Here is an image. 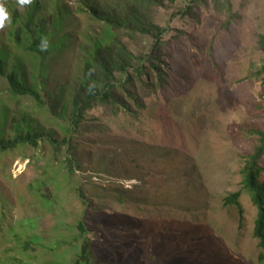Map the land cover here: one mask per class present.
<instances>
[{
  "label": "rangeland",
  "instance_id": "rangeland-1",
  "mask_svg": "<svg viewBox=\"0 0 264 264\" xmlns=\"http://www.w3.org/2000/svg\"><path fill=\"white\" fill-rule=\"evenodd\" d=\"M190 1H165L151 14L166 30L163 76L144 63L149 71L125 82L121 104L86 111L69 135L84 66L108 43L104 19L133 0H38L44 55L27 49L36 14L3 0L12 18L0 29L6 73L20 72L40 101L13 98L0 76V136L32 129L42 139L0 151V264H75L86 239L92 264H264L258 211L243 189L244 164L264 132V80L253 73L264 65V0H231L229 28L213 0L176 14ZM122 34L137 59H148L152 39ZM67 136L82 164L72 182ZM47 137L61 145L58 156ZM238 192L242 212L224 203Z\"/></svg>",
  "mask_w": 264,
  "mask_h": 264
},
{
  "label": "trees",
  "instance_id": "trees-1",
  "mask_svg": "<svg viewBox=\"0 0 264 264\" xmlns=\"http://www.w3.org/2000/svg\"><path fill=\"white\" fill-rule=\"evenodd\" d=\"M165 1L175 3L177 0H133L129 3L122 14H116L110 18H105V25L109 29L105 32L103 42L107 44L95 48L92 58L87 60L83 70V81L78 90L73 96L72 115L69 125V135L78 133V123L84 118L86 111L97 106H105L121 104L120 92L125 90V82L134 79L136 76L144 75L149 69L143 67L144 63L152 67L153 71L159 76H163L161 62L164 58V43L163 36L166 33L165 29L155 24L151 14L157 7L164 6ZM206 0H191L186 10H178L176 14H180L183 18L192 16L195 9L204 5ZM216 10L225 11L228 17L224 23L225 28H229V24L234 20L233 3L231 0H213ZM34 14H38L37 6L31 8ZM94 15L96 12L91 9ZM29 26V24L27 25ZM42 31V30H41ZM122 32L131 40L134 36L140 34L141 37H149L153 40L150 48V53L146 56L148 59L136 58L129 47L121 42L115 34ZM114 34V36H113ZM179 37L185 35L183 31H179ZM114 38H113V37ZM18 38V35H17ZM42 35H39V40ZM259 45L264 49V35H260ZM37 44L31 46V50L38 55L42 54L40 45L36 49ZM2 56L0 55V58ZM132 71V73H131ZM254 76H260L264 80V65L253 72ZM0 76L6 78L9 83V93L13 98H32L36 102L40 101V93L25 83L18 71H13L10 74L6 73L3 61L0 59ZM131 95V93H129ZM126 107V105L124 104ZM138 107L144 106L138 104ZM27 134H22L10 140H5L0 136V151L11 152L17 150L21 146L32 145L38 147V141L42 138L37 134H33L32 129H28ZM68 135V136H69ZM65 137L62 145L69 146L67 150V172L68 181L74 180L75 171L77 168H82V164L77 159L76 148L73 146L72 137ZM259 144L255 148L251 156L246 160L243 167L244 175V192L249 195L254 207L258 211L257 220L254 228V236L259 240V245L264 249V183L260 182L259 177L264 173L261 166V161L264 158V132L258 133ZM45 140V139H44ZM46 140L54 149L58 156L61 153V145H57L53 137H47ZM242 192L235 193L225 199L226 206H235L241 211L240 197ZM82 198V194H80ZM120 201V199H119ZM80 234L85 237L87 230L84 225H78ZM80 256L75 264H92V256L90 251V243L87 239L82 245ZM27 249V248H26ZM264 257H261V261Z\"/></svg>",
  "mask_w": 264,
  "mask_h": 264
},
{
  "label": "clouds",
  "instance_id": "clouds-1",
  "mask_svg": "<svg viewBox=\"0 0 264 264\" xmlns=\"http://www.w3.org/2000/svg\"><path fill=\"white\" fill-rule=\"evenodd\" d=\"M17 4L21 7H24L27 5L28 8H32L33 6H37V8H40V3L38 2V0H17ZM32 10V9H31ZM33 11V10H32ZM39 14V10L37 12ZM38 14H31V16H34L31 21L29 22V26L27 27L26 33H25V38L27 40H29L30 46L27 48L29 51H33L31 50V46H34L35 43L37 44L36 49L39 47L40 45V50L42 51L41 55L45 54V51L48 48V40L47 38L44 36L45 34L41 31L42 27L41 25L37 24L36 25V21L39 20V15ZM14 16V20L17 22L18 18L20 17V13L18 11H14L13 13ZM12 23V18H11V14L8 11L7 7L5 6L3 0H0V29L4 28L6 25H11ZM38 28V30H36ZM42 35V39L39 40V35ZM57 34H60L59 32ZM17 33L16 31L13 33V37L15 39H17L18 42H20L21 37L18 35L17 38ZM26 40L22 41V44L25 42ZM17 42V43H18ZM18 46L20 47V44L18 43ZM95 50V49H94ZM38 55V54H37ZM5 58V56H2L0 59L3 61ZM4 64V61H3ZM6 70V68H5ZM13 72V71H12ZM11 72V73H12ZM20 74V72H19ZM21 76V74H20ZM22 77V76H21ZM82 78H83V72H82ZM23 79V78H22ZM8 82V81H7ZM82 83V82H81ZM9 85V83H8ZM10 88V86H9ZM79 88V87H78ZM78 90V89H77ZM258 244H259V240H258ZM260 247V245H259ZM261 248V247H260ZM262 250H264L263 248H261ZM263 257V256H262ZM264 259V258H263ZM263 261V260H262Z\"/></svg>",
  "mask_w": 264,
  "mask_h": 264
}]
</instances>
